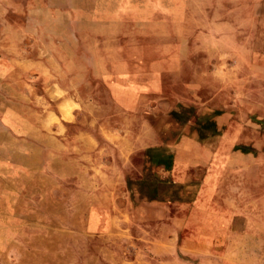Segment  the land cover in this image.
<instances>
[{"label":"rangeland","instance_id":"374dc122","mask_svg":"<svg viewBox=\"0 0 264 264\" xmlns=\"http://www.w3.org/2000/svg\"><path fill=\"white\" fill-rule=\"evenodd\" d=\"M212 167L264 264V0H0V264H151Z\"/></svg>","mask_w":264,"mask_h":264},{"label":"crops","instance_id":"0c3cea01","mask_svg":"<svg viewBox=\"0 0 264 264\" xmlns=\"http://www.w3.org/2000/svg\"><path fill=\"white\" fill-rule=\"evenodd\" d=\"M221 154L218 150L215 155L216 160L212 162L215 167L221 159ZM218 176L217 168L212 167L204 176L198 191L183 197L182 204L166 205V219L162 221L159 232L152 228L147 231L145 226H140L145 234L141 233L135 242L137 245V240L150 243L151 264H159L158 261H161L160 264H176L175 243L190 245L189 250L185 251L188 258L184 264H233L226 256L232 248L231 240L235 237L224 234L229 231L233 233L232 217L227 214L228 208L215 201ZM172 195L174 196V193ZM179 218H182L183 222L180 228H176V220ZM196 221L198 227L194 226ZM159 249L161 252L158 253ZM140 252L142 256H148L144 249L140 248Z\"/></svg>","mask_w":264,"mask_h":264}]
</instances>
